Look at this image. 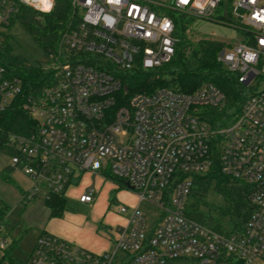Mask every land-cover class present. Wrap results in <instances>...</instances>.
Instances as JSON below:
<instances>
[{"label":"built area","instance_id":"obj_1","mask_svg":"<svg viewBox=\"0 0 264 264\" xmlns=\"http://www.w3.org/2000/svg\"><path fill=\"white\" fill-rule=\"evenodd\" d=\"M66 1L68 17L49 53L55 68L43 71L48 81L24 104L35 128L11 138L9 168L30 181L20 202L40 190L43 199L63 196L72 179L89 173L120 182L135 204L115 206L127 218L102 253L41 233L16 260L0 224V264H264V0ZM50 3L0 0V46L17 4L49 13ZM217 10L240 34L216 54L239 89L237 106L226 108L209 83L190 93H135L118 104L124 78L171 60L179 16L214 20ZM20 92V79L0 60V113ZM215 164L248 187L250 211L237 231L216 232L185 216L191 176ZM94 194L84 189L77 203L90 204Z\"/></svg>","mask_w":264,"mask_h":264},{"label":"trees","instance_id":"obj_2","mask_svg":"<svg viewBox=\"0 0 264 264\" xmlns=\"http://www.w3.org/2000/svg\"><path fill=\"white\" fill-rule=\"evenodd\" d=\"M220 12L215 11L218 15L214 18L221 21ZM68 13L66 0H54L49 13H39L17 4L9 26L18 22L40 49L49 54ZM177 19L175 33L178 43L171 60L152 70H135L132 75L124 78L121 83L127 86V91L118 96V104H124L128 96L135 93H151L159 88L190 93L202 84L209 83L222 92L226 108L237 106L242 100L239 89L233 78L216 61V54L226 45L210 39H192L183 22L184 18L179 16ZM0 60L5 64L7 72L21 81L20 94L0 113V153L11 157L16 154L15 143L11 138L27 136L35 128V122L24 109V104L27 99L38 96L49 74L18 56H12L7 36L2 39ZM11 169L4 167L1 172ZM117 184L121 187L120 182ZM207 195L212 196V199L208 200ZM247 195L246 185L222 174L215 164L207 173L191 176L185 216L216 232L237 231L250 211ZM43 204L48 217H58L63 211H71L62 195L46 197ZM8 210V206L0 199V224L6 219ZM11 248L12 244L8 250Z\"/></svg>","mask_w":264,"mask_h":264},{"label":"rangeland","instance_id":"obj_3","mask_svg":"<svg viewBox=\"0 0 264 264\" xmlns=\"http://www.w3.org/2000/svg\"><path fill=\"white\" fill-rule=\"evenodd\" d=\"M216 15L218 14L214 17ZM183 22L189 31V36L194 40L220 41L226 45L224 47L240 40V34L228 23L223 22V19L220 21L184 18ZM4 31L12 56H18L32 66L40 67L43 71L54 70L53 58L40 49L18 22H13L4 28ZM9 161V156L0 153V199L9 208L7 217L1 225V233L5 236L7 244H12L11 257L24 260L48 219V211L43 204L45 191L40 190L37 196L21 203L19 189L27 192L30 189V181L16 168L2 173L4 167H9ZM72 182L76 185L70 186L63 195L71 211H63L54 221L70 227L69 229L73 232L85 237H104L115 233V228L121 227L122 219L126 215L117 214L114 207L118 205L131 207L127 204L131 201V192L113 182L102 181L100 178L92 179L90 175H84L78 180L74 178ZM80 188L94 189L97 192L90 206L77 203ZM207 199H212V196L207 195ZM150 216L153 217V214Z\"/></svg>","mask_w":264,"mask_h":264},{"label":"crops","instance_id":"obj_4","mask_svg":"<svg viewBox=\"0 0 264 264\" xmlns=\"http://www.w3.org/2000/svg\"><path fill=\"white\" fill-rule=\"evenodd\" d=\"M8 174V173H6ZM84 175H90V177L92 179L94 178H100L102 181H108V180H105L103 179L100 175H91L89 173H82L81 175L78 176V178H76L77 180L81 177H83ZM73 180V179H72ZM71 180L70 182V185L66 188L65 192L68 190V188L70 186H75L76 184L73 183ZM83 188H80L78 190V195H80V193L82 192ZM94 191V198H93V201L95 200V197H96V194L97 192L93 189ZM23 192L21 189H19V193ZM92 201V202H93ZM91 202V203H92ZM90 203V204H91ZM90 204H81V205H86V206H90ZM129 204L131 207L135 204V198L133 196V194L131 193V201L130 203H127ZM128 207V206H127ZM115 208V207H114ZM119 214V213H117ZM125 216L124 219H122V223H121V226H123L125 224V221H126V218H127V212L126 213H123ZM66 216L70 217L69 214H66ZM60 217V216H58ZM58 217H48L46 223L43 225V228L40 230V233H45V234H49V235H52V236H55V237H58V238H61V239H64L66 241H69L81 248H84L92 253H102V252H105V251H109L113 248V245H114V241H115V238H116V234L120 228L117 227L115 228V233L113 234H107L106 236H99V237H85V236H80L79 233H76V232H73L71 229H69L67 226H64L62 225L61 223H56V221H54L56 218ZM79 232V231H78Z\"/></svg>","mask_w":264,"mask_h":264},{"label":"water","instance_id":"obj_5","mask_svg":"<svg viewBox=\"0 0 264 264\" xmlns=\"http://www.w3.org/2000/svg\"><path fill=\"white\" fill-rule=\"evenodd\" d=\"M123 89L126 90V87H124ZM126 187H127L128 189H131V187H129V186H127V185H126Z\"/></svg>","mask_w":264,"mask_h":264},{"label":"clouds","instance_id":"obj_6","mask_svg":"<svg viewBox=\"0 0 264 264\" xmlns=\"http://www.w3.org/2000/svg\"><path fill=\"white\" fill-rule=\"evenodd\" d=\"M48 7H49V8L51 7V3H50V0H49V4H48Z\"/></svg>","mask_w":264,"mask_h":264}]
</instances>
